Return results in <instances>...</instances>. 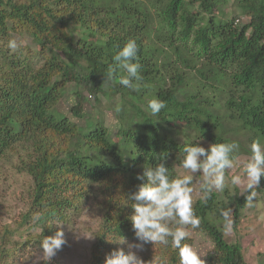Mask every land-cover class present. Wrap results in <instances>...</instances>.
<instances>
[{"label":"trees","instance_id":"16d2710c","mask_svg":"<svg viewBox=\"0 0 264 264\" xmlns=\"http://www.w3.org/2000/svg\"><path fill=\"white\" fill-rule=\"evenodd\" d=\"M226 3L0 0V41L25 33L42 60L33 67L25 56L0 45V163L16 156L19 173L30 179L23 224L41 213L36 226L42 227L40 237L49 236L54 219L62 222L97 198L100 221L89 264H104L112 250H125L124 244L112 243L120 236L126 243L136 241L127 197L142 183L136 176L143 166L159 162L153 157L166 156L165 166L175 178L185 144L206 143L208 148L235 142L236 152L249 156L253 141L264 145V0H233L248 18L245 24L234 14L219 17ZM129 40L138 46V91L120 85V72L104 81L112 57ZM70 85L76 117L86 100L82 92L119 97L113 109L121 148L110 138L101 113L79 127L56 112ZM153 98L166 102L158 116L146 110ZM263 186L261 179L259 193ZM227 202L213 192L206 204L193 203L201 227L189 230L212 243L201 258L204 264H247L240 243H227L223 235L217 209ZM245 206V197L235 195L234 229ZM147 247L146 264H179L174 246Z\"/></svg>","mask_w":264,"mask_h":264},{"label":"clouds","instance_id":"9594fccd","mask_svg":"<svg viewBox=\"0 0 264 264\" xmlns=\"http://www.w3.org/2000/svg\"><path fill=\"white\" fill-rule=\"evenodd\" d=\"M20 45L15 39H10L7 48L15 52ZM138 46L135 40H129L112 57V65L107 69L104 81H111L117 72L123 73L119 77V83L124 88L138 91L142 77L139 74L140 65L137 61ZM166 108V102L153 98L147 104V111L152 116H158L162 109ZM235 142L214 143L207 149L199 143L185 144L179 152L178 168L184 170V174L173 177L169 168L165 166L166 156L153 157L155 164L143 166L142 174L136 179L142 181L136 186L135 191L127 197V202L132 209V215L128 218L134 231L137 243L128 245V251L116 248L104 258V264H144L136 254L143 251L144 246L151 244L164 247L174 246L178 249L179 264H204V260L188 244H183L188 235V229H200L201 218L195 214L193 207V183L197 175L201 179L197 182L200 202L206 204L212 193L223 192L226 184L233 189L243 187L241 196L245 197V205L252 207L259 195L257 188L261 179H264V145L258 140L249 145L251 155L242 166L241 174H232L226 177L228 170L236 166L234 153L238 149ZM217 213L222 221V231L225 235L233 232L232 208H218ZM43 220L41 213L33 216V222ZM51 225H63L54 219ZM42 231V227L40 229ZM111 242V241H110ZM118 245L126 243L123 237H119ZM67 244L64 232L57 230L54 235L40 239L42 255L40 260L49 264L58 251Z\"/></svg>","mask_w":264,"mask_h":264},{"label":"rangeland","instance_id":"374dc122","mask_svg":"<svg viewBox=\"0 0 264 264\" xmlns=\"http://www.w3.org/2000/svg\"><path fill=\"white\" fill-rule=\"evenodd\" d=\"M220 12L218 13L220 18L229 19L234 14L240 23L245 24L248 21L247 17L239 14V10L233 5V0H227ZM74 27L79 30L78 33L81 31V28L77 25ZM10 39H15L20 45L15 52L20 53L23 57L25 56L33 67H37L38 62L41 64V58L35 54L36 49L25 33L11 34L8 40L0 41L1 47L12 53L13 51L7 48ZM0 52L3 51L0 50ZM73 92L74 87L71 85L65 89L64 94L56 104V112L64 115L71 123L79 127H83L89 118L95 119L96 113L97 115L101 113L110 138L116 147L121 148L118 120L113 109L118 104L119 97L110 100L103 95H98L95 98L86 92H82L81 95L86 100L81 108V117H76L71 113V108L75 105ZM202 147L206 149L207 144L203 143ZM234 155L236 166L226 172L228 178L232 174L242 175V166L249 157L240 150ZM16 166V156L13 155L7 161L0 163V251H3L4 254L2 256V253H0V264H44V261L39 259L42 255L40 239L43 238L40 237V230L37 228L36 223L29 224L26 222L23 224L22 220L29 210L30 179L28 176L19 173ZM175 170L180 176L184 174L183 169L177 167ZM200 179L201 177L197 175L192 185L194 188L193 203L199 199L198 192L195 189H198L197 182ZM242 191V186L233 189L231 185L226 184L223 192L214 191V193L225 202L229 199L227 207L232 208L234 196H240ZM99 202L94 197L91 200H86L79 211L71 212L67 219L61 222L63 225L59 227L56 225L51 226L52 232L49 236L54 235L57 230H61L64 232L67 244L58 251L49 264H89L91 247L94 241L93 235L100 221ZM188 232L189 245L203 258L211 249L212 243L200 232H193L189 229ZM223 235L227 243H240L247 264H257L259 261H264V186L261 193L256 197L254 205L252 207L245 206L237 228H233L231 234L225 235L223 232ZM134 243H137V241L124 244L126 253L136 251L128 247V245ZM6 250H8V253L5 252ZM147 252L148 247L145 245L143 251L136 253L144 264H146Z\"/></svg>","mask_w":264,"mask_h":264}]
</instances>
